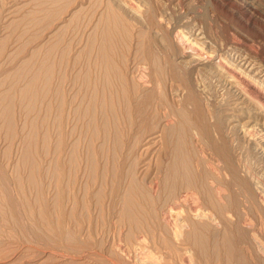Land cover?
Instances as JSON below:
<instances>
[{
    "label": "rangeland",
    "instance_id": "obj_1",
    "mask_svg": "<svg viewBox=\"0 0 264 264\" xmlns=\"http://www.w3.org/2000/svg\"><path fill=\"white\" fill-rule=\"evenodd\" d=\"M129 1L0 0V264H151L152 262L153 264H187V262L189 264H264V225L258 224L246 204H244L246 206L240 204L241 207L232 210L233 219L225 221L217 215L214 222L208 218L209 221H207L206 218L199 217V215H189L186 205H183L179 219L182 218L184 221H182L181 234L177 237L170 232L169 223L157 220L161 219L162 211H166V204L173 201L174 192L176 194L178 191L185 192L188 189V193L191 192L190 188H185L183 184L185 179L193 174H195L194 178H197V183L195 181L192 188L199 190L198 194L202 193L199 196L200 206L206 208L208 192L205 189L207 186L203 183L207 181L208 172L205 171L209 170L208 166L205 167L209 157V148L201 144L202 147L195 145L194 150L192 149V145L196 144L195 141L200 140V138L193 137L195 141H192V116H189L187 111L178 105L179 103H175L176 98L169 90L170 84L164 80L167 78L161 77L165 75L162 70L167 67V57L162 51V45L159 47V43L157 44L156 38L161 37L157 31L168 32L171 29L169 20L175 22L179 16L184 19L183 23L192 19L193 23L190 22L194 24L201 19L200 24L204 21H211L214 26L226 25L225 29L228 28V32L235 31L238 35L239 32L243 33V36L240 35L246 43L252 42L248 39L250 37L245 36L242 30L228 20L224 12L217 11L218 9H215L211 0L151 1L153 6L159 3L158 7H162V10L167 8L164 9L166 12L171 9L173 11L169 13L175 11V14H167L169 19L162 20L163 25L169 26L165 27L166 30L163 26L156 28L160 26L156 19L154 22L149 20L148 7H146L147 9L144 7L148 4H143L146 3L145 0L142 2L140 0ZM154 2L156 3L154 4ZM258 2L264 8V0H258ZM158 7H155L157 13L159 12L157 11ZM177 7L178 9H176ZM192 7L197 10H192ZM144 9L147 11L146 14ZM161 9L160 11H162ZM142 10L143 12H140ZM137 12L145 14L147 17L144 18V15ZM191 13L193 18H190L192 17ZM176 14L178 15L176 16ZM207 14L208 18L205 16ZM169 15H175L172 16L174 20ZM194 17L196 18L194 19ZM253 41L264 50L263 38L257 37ZM164 61L165 65H162ZM105 62L110 66L107 65V67ZM105 71L108 73L106 74ZM115 74L121 75L118 78ZM120 76L123 77L120 78ZM105 78L108 79L106 82ZM48 79L50 83L47 82ZM125 84L130 87L127 88ZM60 96H63V99ZM57 100L63 102L59 101L60 104ZM58 103L60 105H57ZM61 106H63L62 110L57 108ZM135 106L136 108H134ZM166 106H169L171 110ZM157 107L158 109L155 110ZM178 108L182 110L180 111ZM135 111L141 114L138 113V115ZM62 112L63 114H61ZM83 112L86 113L83 114ZM81 114L83 115L81 116ZM164 114L169 115L165 116ZM156 118L159 120H154ZM154 121H156L155 124ZM104 123L111 126L106 124L107 129H105ZM172 123L174 129H172ZM176 123H179L178 126ZM112 124L118 128L115 129ZM175 126L177 127L175 128ZM182 128L183 130H180ZM106 130L108 131L106 132ZM105 132L109 135H107L108 139L104 138L106 137ZM114 132L116 138L112 136L115 135ZM96 134L97 136H95ZM156 134L160 136L158 135L159 138L154 139L153 136ZM169 134L173 137H170ZM118 135H121V138ZM112 140L122 143L120 144L122 147ZM184 140L191 142L186 144ZM159 144L161 146L164 144L163 148ZM101 146L104 148L102 149ZM158 148H161L160 151ZM198 148L206 151L204 152L205 156L199 153ZM192 153L194 157H191ZM245 153L243 157L247 161L244 162H248L247 165L250 164L249 166L252 167H249L250 170L257 173L256 176H259L258 180L264 187V165L258 158L253 157L252 151L248 152L249 155L247 152ZM73 155L74 157H72ZM87 156L90 160L85 159ZM170 158L171 160H169ZM187 158L190 160L188 159V161ZM180 160L181 163H178ZM203 163L205 164L203 165ZM115 164L118 167L114 169ZM157 164H161V167L156 166ZM174 164H178L177 167L180 168ZM89 166L100 171L96 173V170ZM181 166L185 168L181 169ZM156 167L161 169L160 177L168 179L166 180L168 185L165 184L166 187L157 191L159 194L156 193L154 197L151 196L147 184L149 177L155 175L153 173L156 172ZM110 169L112 170L110 171ZM90 171L94 172L90 175L94 179L89 176ZM145 171L149 174H146ZM57 173L59 176H56ZM111 173H115L114 176ZM201 173L203 174L201 175ZM174 174L175 176L177 174L176 179H173ZM101 175L106 179L99 177ZM117 175L122 180L114 195L109 191L112 187L110 185H113L112 182ZM130 178L133 179V183ZM53 179L57 182H54ZM90 180L94 182H90ZM172 180H174L177 190L174 189L175 187H170ZM84 183H86L85 186ZM121 185L127 189L126 191L130 185L133 190L130 192L129 188L131 194H134V188L137 190L132 197L137 195L135 198L139 206L135 208V211L133 209V212L137 214L141 222L146 221L140 223L139 227L131 225L126 219V210L121 209L123 208L121 195H127ZM195 185L196 188H194ZM235 187L238 188L237 185ZM234 188H229L227 199L231 200V197L240 190L238 188L234 192ZM259 190H255L254 193L255 199L258 200L256 202L261 204L264 195ZM95 191L96 194H94ZM100 191L101 193H99ZM204 191L207 195L204 194ZM230 192L234 195L230 196ZM238 193L235 195L236 198ZM118 194L119 196H117ZM140 194L141 198H138ZM147 194H150L148 196L152 198H148ZM160 194L163 195L160 196ZM242 195H239L237 200H245L246 195L245 199H242L244 196ZM100 199L101 201H99ZM95 201L96 203H94ZM112 201L113 203H111ZM146 202L148 203L146 204ZM138 208L140 212H138ZM147 208L151 210V213L147 211L150 213L149 216L146 215L147 213L145 214ZM238 209L240 211L237 212ZM248 220L250 222H247ZM251 221L254 223L251 224ZM144 223H149L148 227H146L147 224L143 226ZM193 232L195 233L193 234ZM140 236H143L144 239L141 242H139ZM187 237L192 238L189 240Z\"/></svg>",
    "mask_w": 264,
    "mask_h": 264
},
{
    "label": "bare ground",
    "instance_id": "obj_2",
    "mask_svg": "<svg viewBox=\"0 0 264 264\" xmlns=\"http://www.w3.org/2000/svg\"><path fill=\"white\" fill-rule=\"evenodd\" d=\"M129 1V0H128ZM142 2V0H140ZM153 0H145L146 3H143L145 5L148 4V6H144L145 9H147L146 7H148L147 11L149 12L147 14V16L149 15V20H151L152 22L155 21L160 25L159 27H156L157 29L160 28L161 26H163L164 28L167 27L165 25L162 24V20L164 19H169L168 18V13L170 11H173V9L169 10L168 12H166L165 8H163V10L160 8V6L158 7L157 3L155 6H153L152 2ZM156 1V0H155ZM159 1V0H158ZM209 1V0H208ZM212 3L214 4V6L216 7L215 9H218L217 11H221L224 12L227 19L232 21L240 30H242L244 32L245 36H248L250 38H248L249 40H251L252 42L250 43H246V41L244 40L243 37H241V32H239V35L237 33H235V31L233 32H228V28L225 29V26H214L211 21L210 22H203L202 20V24L199 23V21L201 20H197L198 23L194 22V24H191V22L193 23V21L189 20V21H185L184 23L182 21H184L183 18H179L177 17V21L172 22V20H169V25L170 26V30L168 32H161L164 30H161L160 32L157 31L158 33H160L159 38H161V40H159V38H156L157 44L162 45V48L165 52V57H167V67H165L166 69L162 70V72L164 71L165 75L161 76V77H165L167 79H164L165 81L167 80L169 82V90H171V92L174 94L176 100L175 103H179L178 105L181 106L182 109H185L187 111V114H189V116H192V126L191 127L193 129V136H192V141H195L194 138H200V140L197 139V141H195L196 144L192 145V149L193 147L196 146H201L202 145H206L209 148V157L207 158L208 160L206 161L207 165H205V167H207L209 170L205 171L208 172L207 174V181L206 183H203V185L205 184V186H207L205 189L208 192V196L206 191H204L206 194L205 197L206 198V203H207V207H202L200 206V197L201 194H198L197 192H200L199 190H195L193 189V184L196 181L197 183V178H194L195 174L188 176L183 184V186L185 188H190V193L189 189L188 191L182 192V191H178L176 194L174 192L173 196L174 199L171 203H167L166 205V211H162L163 213L161 214V219H157V220H163L165 221V223H169L170 226V232L175 236H179L181 234V226H182V221H184V219H179V215L182 211V206L186 205L187 211L189 212V215H199V217L202 218H208L210 220H212L211 222H214L213 220L217 217V215L221 216V218H223L225 221H229L230 219H233V215L232 214V210L237 209L239 207H241L242 205L246 204L248 208H250V213L252 212L254 214V218L258 221V224H261L262 226L264 225V198L261 202V204L257 203L255 199V190H259V192H262L264 195V187L260 184V181L258 180L259 176L257 177L255 172L253 170H250L249 165H247L246 163L248 162H244L247 161L244 160V153L245 152H251L254 154V158L256 157V159L258 158V160L261 161V163L264 165V50L263 47L261 48L260 46L256 45L255 43H253V39H256L257 37H261L264 39V8L262 7V5H260V3L258 2V0H211ZM111 2V0H110ZM131 2V1H129ZM144 2V1H143ZM168 2V1H167ZM177 2V1H176ZM175 2V3H176ZM121 3V2H120ZM156 2H154L155 4ZM180 3V2H179ZM211 3V4H212ZM111 4V3H110ZM122 4V3H121ZM124 4V3H123ZM129 4V3H128ZM162 4V3H161ZM141 5V4H140ZM173 5V4H172ZM142 6V5H141ZM157 11H159L158 13L156 12V8ZM169 6V5H167ZM213 6V5H212ZM211 6V7H212ZM264 6V5H263ZM126 7V6H125ZM175 7V6H174ZM180 7V6H179ZM199 7V6H198ZM204 7V6H203ZM110 8V7H109ZM128 8V7H127ZM133 8V7H132ZM137 8V7H136ZM188 8V6H187ZM194 7H192V10H197V9H193ZM126 9V8H125ZM131 9V8H130ZM144 12L146 14L147 11ZM160 9L162 11H160ZM165 9V10H164ZM178 9V7L176 8ZM139 10V9H136ZM180 10V9H179ZM191 10V9H190ZM191 10V11H192ZM115 11V9H114ZM126 11V10H125ZM129 10L127 9V12ZM134 11V10H132ZM184 11V10H182ZM140 12H143L140 11ZM175 12V11H174ZM169 13V14H173ZM177 12L179 13L180 11L177 10ZM190 12V11H189ZM196 12V11H195ZM133 13V12H132ZM139 13V12H137ZM199 13V12H198ZM203 13L205 14V12L203 11ZM140 14V13H139ZM138 14V15H139ZM145 14H140V15H144V18H146L147 16ZM175 14V13H174ZM182 15V13H179ZM185 14V13H183ZM194 14V13H193ZM115 15V14H114ZM135 15V14H133ZM178 14H176L177 16ZM187 15V14H186ZM146 16V17H145ZM170 16V15H169ZM172 16L175 15H171L170 17L173 18ZM192 16V13L191 15ZM190 16H187L188 18ZM208 18V14L205 15ZM216 16V15H215ZM112 17V16H109ZM201 17V16H200ZM211 17V15H210ZM209 17V18H210ZM213 17V15H212ZM217 17V16H216ZM114 18V17H113ZM121 18V17H120ZM185 18V17H184ZM190 18H193L190 17ZM196 17H194L195 19ZM111 19V18H110ZM180 19H183L180 21ZM211 19V18H210ZM148 20V19H147ZM174 20V18H173ZM188 20V19H186ZM218 20V19H217ZM140 21V18H139ZM138 21V22H139ZM191 21V22H190ZM212 21H214L212 19ZM123 22V21H121ZM166 22V20H165ZM172 22V23H171ZM124 23V22H123ZM155 23V24H157ZM196 23V24H195ZM218 23V22H216ZM226 23V22H225ZM151 24V23H150ZM168 24V23H165ZM198 24V25H197ZM219 24V23H218ZM143 25V24H141ZM145 25V24H144ZM217 25V24H215ZM220 25H222L220 23ZM234 25V26H235ZM146 26V25H145ZM155 26V25H154ZM158 26V25H156ZM144 27V26H143ZM153 27V25H152ZM169 27V26H168ZM154 28V27H153ZM156 29V30H157ZM166 30V28H165ZM227 30V31H226ZM237 30V29H236ZM155 31V30H153ZM156 32V31H155ZM238 32V31H236ZM241 34V35H240ZM159 35V34H158ZM156 36V35H155ZM243 36V35H242ZM90 45H92L91 43H89ZM88 47V46H87ZM161 48V49H162ZM90 49V48H89ZM105 50V49H104ZM101 50V51H104ZM151 51V50H150ZM90 52V51H89ZM88 52V53H89ZM92 52V51H91ZM87 53V52H86ZM102 54V53H101ZM164 54V53H163ZM91 55V54H90ZM107 55V54H106ZM101 57H103L102 55H100ZM108 56V55H107ZM163 56V55H162ZM162 61L164 60L163 57ZM100 57V58H101ZM105 57V55H104ZM107 58V57H106ZM105 59V58H104ZM106 60V59H105ZM108 60V58H107ZM158 60V59H157ZM108 62V61H106ZM105 62V63H106ZM159 62V61H158ZM104 63V64H105ZM165 61L163 62L162 65L164 64ZM100 64V63H98ZM96 64V65H98ZM110 66L109 64L106 63V66ZM93 66H95V64H93ZM107 66V67H108ZM160 66V65H159ZM101 67V65H100ZM106 67V68H107ZM105 68V70H107ZM113 68V65H112ZM49 69V68H48ZM48 69H46L48 71ZM96 69V66H95ZM114 69V68H113ZM51 70V69H49ZM112 70V69H111ZM120 71V69H118ZM52 71V70H51ZM91 71V70H90ZM159 71H161L159 69ZM44 72V71H43ZM50 72V71H48ZM92 72V71H91ZM90 72V73H91ZM97 72V71H96ZM111 72V71H110ZM116 72L118 73L117 69ZM121 72V71H120ZM95 73V71H94ZM105 73L107 74L108 71H105ZM114 73V71H113ZM112 73V74H113ZM45 74V72H44ZM48 74V73H46ZM49 75V74H48ZM117 75V74H115ZM114 75V77H116ZM118 74V78H119ZM142 75V74H140ZM45 76V75H44ZM50 76V75H49ZM48 76V77H49ZM52 76V75H51ZM97 76V75H96ZM105 76V75H104ZM145 76V75H144ZM123 76H120V78H122ZM109 78V77H108ZM126 78V77H125ZM124 78V79H125ZM147 78V77H146ZM35 80V78H34ZM52 80V77H51ZM97 80V79H95ZM108 80V79H107ZM105 78V82L107 81ZM121 80V79H120ZM123 80V79H122ZM126 80V79H125ZM145 80V79H144ZM127 81V80H126ZM125 81V82H126ZM160 81V80H159ZM158 81V82H159ZM49 82V79L48 81ZM124 82V83H125ZM164 83V81H161ZM50 83V82H49ZM109 83V81L107 82V84ZM127 83V82H126ZM145 83V82H144ZM167 83V82H166ZM97 85V84H96ZM126 85V84H125ZM50 86V85H49ZM127 86V85H126ZM164 86V85H163ZM130 86H127V88H129ZM110 88V87H109ZM108 88V90H109ZM130 90V89H129ZM111 92V91H110ZM109 92V94H110ZM132 92V90H131ZM168 93V92H167ZM92 94V93H91ZM170 95V94H169ZM91 96V95H90ZM61 97V96H60ZM63 97V96H62ZM61 97V98H62ZM147 97V96H146ZM150 97V96H149ZM170 97V96H169ZM151 98V97H150ZM149 98V99H150ZM63 99V98H62ZM133 99V98H132ZM147 99V98H146ZM172 99V98H171ZM65 100V99H64ZM163 100V99H161ZM58 101V100H57ZM61 103L63 102L62 100ZM58 101V102H59ZM132 101V100H131ZM130 101V102H131ZM147 101V100H146ZM151 101V100H150ZM149 101V102H150ZM163 102H165L163 100ZM60 103V102H59ZM57 105H60V104ZM66 103V102H65ZM168 103V102H167ZM172 103V102H170ZM161 104V103H160ZM163 104V103H162ZM166 104V103H165ZM133 105V104H131ZM164 105V104H163ZM168 105V104H167ZM172 105V104H171ZM176 105V104H175ZM54 107V106H53ZM62 107H57L59 109L62 110ZM130 107V106H129ZM132 107V106H131ZM150 107V106H149ZM165 107V106H164ZM168 107V109L171 110V108H169V106H166V108ZM174 107V106H173ZM51 108V105H50ZM65 108V107H64ZM136 108V106L134 107ZM163 108V107H162ZM6 109V108H5ZM9 109V108H8ZM58 109V110H59ZM130 109V108H129ZM158 107L155 109L157 110ZM167 109V110H168ZM180 108H178V110H182ZM140 110V108H139ZM177 110V111H178ZM184 110V111H185ZM143 111V110H142ZM174 111V110H173ZM176 111V110H175ZM183 111V112H184ZM3 112V111H2ZM61 112V111H59ZM116 112V111H115ZM113 112V113H115ZM136 112V111H135ZM166 112V111H165ZM172 112V111H171ZM6 113V112H5ZM8 113V111H7ZM86 113V112H85ZM83 112V114H85ZM137 113V112H136ZM140 113V112H138ZM137 113V114H138ZM143 113V112H142ZM180 113V112H178ZM60 114V113H59ZM63 114V112L61 113ZM60 114V115H61ZM81 114V116L83 115ZM118 114V113H117ZM134 114V113H133ZM141 114V113H140ZM156 114V113H154ZM153 114V115H154ZM158 114V112H157ZM167 114V113H166ZM173 114V112H172ZM182 114V113H180ZM186 114V115H187ZM57 115V114H56ZM111 115V114H110ZM139 115V114H138ZM165 115V114H164ZM169 115V114H168ZM165 115V116H168ZM175 115V114H174ZM183 115V114H182ZM79 116V117H81ZM113 116V115H112ZM142 116V115H141ZM151 116V115H150ZM180 116V115H179ZM184 116V115H183ZM158 117V116H156ZM57 118V117H55ZM112 118V117H111ZM114 118V117H113ZM183 118V117H182ZM185 118V117H184ZM61 119V118H60ZM63 119V118H62ZM110 119V118H108ZM108 119H106L108 121ZM120 119V118H119ZM157 119L159 120V118H156L154 120L157 121ZM187 119V118H186ZM162 120V119H161ZM177 120V119H176ZM182 120V119H181ZM188 120V119H187ZM185 120V121H187ZM105 121V122H107ZM111 121H113V119H111ZM142 121V120H141ZM147 121V119H146ZM154 121V124L155 122ZM172 121V120H171ZM178 121V120H177ZM190 121V120H189ZM93 122V121H91ZM109 122V121H108ZM115 122V121H114ZM151 122V121H150ZM160 123V121H158ZM174 122V121H173ZM63 123V122H62ZM111 123V122H110ZM139 123V122H137ZM184 123V122H183ZM187 123V122H186ZM105 124V129L106 128V124L108 123H104ZM115 124V123H114ZM114 124H112V126H115ZM118 124V123H117ZM116 124V125H117ZM173 124V123H172ZM177 126L179 123H176ZM189 123V125H191ZM62 125V124H61ZM164 125V124H163ZM188 125V124H187ZM91 126V125H90ZM107 126H111V125H107ZM120 126V125H119ZM175 126V128L177 127ZM132 127V126H131ZM164 127V126H162ZM166 127V126H165ZM182 127V126H180ZM188 127V126H187ZM93 128V127H92ZM113 128V127H112ZM118 128V127H117ZM115 126V129H117ZM148 128V127H146ZM120 129V128H119ZM118 129V130H119ZM139 129V128H137ZM161 129V128H160ZM163 129V128H162ZM161 129V130H162ZM172 129H174V124L172 125ZM103 130V129H102ZM151 130V129H150ZM164 130V129H163ZM166 130V129H165ZM178 130V129H177ZM180 130H183L180 129ZM188 130V128H187ZM190 130V129H189ZM108 130H106L107 132ZM137 131V130H136ZM139 131V130H138ZM143 131V130H142ZM140 131V132H142ZM152 131V130H151ZM167 131V130H166ZM171 131V130H169ZM98 132V131H97ZM101 132V131H100ZM105 132V136L104 138H107V135ZM111 132V131H110ZM145 132V131H144ZM161 132V131H160ZM173 132V131H171ZM188 132V131H187ZM104 133V132H103ZM119 133V132H118ZM117 133V134H118ZM137 133V132H136ZM149 133V132H148ZM162 133V132H161ZM159 133V134H161ZM167 133V132H165ZM180 133V132H179ZM183 135L184 133L181 132ZM93 134V133H92ZM115 134V132H114ZM141 134V133H140ZM143 134V133H142ZM145 134V133H144ZM147 134V133H146ZM156 134L155 136H153L154 139L159 138L158 135ZM174 134V133H172ZM101 135V134H100ZM136 135V134H135ZM138 135V134H137ZM171 134H169L170 136ZM94 136V135H93ZM97 136V134L95 135ZM94 136V137H95ZM109 136V135H108ZM113 137L116 136L112 135ZM125 136V135H124ZM144 136V135H143ZM160 136V135H159ZM190 136V135H189ZM102 137V138H103ZM119 138H121V135H118ZM139 137V135H138ZM137 137V138H138ZM173 137V136H170ZM194 137V138H193ZM92 138V137H91ZM100 138V137H99ZM103 138V139H104ZM111 138V137H110ZM116 138V137H115ZM108 139V138H107ZM107 139H105V141H108ZM127 139V138H126ZM184 139V138H183ZM183 139H180L181 141H183ZM98 140V139H97ZM96 140V141H97ZM101 140V139H100ZM128 140V139H127ZM137 140V139H136ZM140 140V139H139ZM163 140V139H162ZM161 140V141H162ZM166 140V139H165ZM164 140V142H166ZM168 140V139H167ZM177 140V139H175ZM115 141V140H112ZM111 141V143H112ZM123 141V140H122ZM159 141V140H158ZM185 141V140H184ZM103 143V141H101ZM116 142V141H115ZM140 142V141H139ZM152 142V141H151ZM163 142V143H164ZM171 142V141H170ZM177 142V141H176ZM186 142V141H185ZM191 142V141H189ZM189 142H186L189 143ZM82 143V142H80ZM90 143V142H89ZM93 143V142H92ZM117 144L120 142H116ZM115 143V145H116ZM131 143V142H129ZM136 143V142H135ZM194 143V142H193ZM113 144V143H112ZM127 144V143H126ZM153 144H155L153 142ZM158 144V143H157ZM202 144V145H201ZM93 145V144H90ZM89 145V146H90ZM102 145V144H101ZM107 145V144H106ZM118 145V146H119ZM128 145V144H127ZM160 145V144H159ZM173 145V143H172ZM181 145V144H180ZM103 146V145H102ZM101 146V147H102ZM126 146V145H124ZM134 146V145H132ZM142 146V145H141ZM158 146V145H157ZM164 146V144L162 145ZM160 145V147H162ZM169 146V145H168ZM191 146V144H190ZM94 147V146H93ZM119 147H122L121 145ZM128 148V146H126ZM179 147V146H178ZM91 148V147H90ZM89 148V149H90ZM104 147H102L103 149ZM163 148V147H162ZM170 148V147H168ZM172 148V147H171ZM191 148V147H190ZM188 148V149H190ZM114 149V148H113ZM116 149V148H115ZM136 149V148H135ZM154 149V148H153ZM161 149V148H160ZM160 149L158 148V151H160ZM178 149V148H177ZM94 150V149H93ZM146 150V149H145ZM168 150V149H167ZM173 150H175L173 148ZM194 150V149H193ZM192 150V151H193ZM199 153L204 155V152L202 148H198ZM151 151V150H150ZM156 151V150H155ZM157 151V152H158ZM165 151V150H164ZM163 151V152H164ZM191 151V150H190ZM119 152V151H118ZM131 152V151H130ZM129 152V153H130ZM161 152V153H163ZM166 152V151H165ZM92 153V152H91ZM104 153V152H103ZM146 153V152H145ZM181 153V150H180ZM186 153V152H184ZM189 153V152H187ZM194 153V152H193ZM192 153L191 157H194ZM95 154V153H94ZM120 154V153H119ZM158 154V153H157ZM246 154V153H245ZM92 155V154H91ZM124 155V154H122ZM142 155V154H141ZM155 155V154H154ZM164 155V153H163ZM166 155V154H165ZM168 155V154H167ZM173 155V154H172ZM174 155H176L174 153ZM191 155V154H189ZM188 155V156H189ZM207 155V153H206ZM249 155V153L247 154ZM251 155V154H250ZM126 156V155H125ZM182 156V155H181ZM184 156V155H183ZM187 156V154H186ZM246 156V155H245ZM74 157V155L72 156ZM93 157V156H92ZM108 157V156H107ZM160 157V156H159ZM163 157V156H162ZM168 157V156H167ZM173 157V156H172ZM171 157V158H172ZM248 156H246L247 158ZM125 158V157H124ZM171 158L169 160H171ZM176 158V157H175ZM183 158V157H182ZM182 158H178V159H182ZM249 158V157H248ZM82 159V158H80ZM85 159H89L88 156ZM108 159V158H107ZM161 159V157H160ZM173 159V158H172ZM190 160V158H187V160ZM250 159V158H249ZM74 160V158H73ZM72 160V161H73ZM93 160V159H91ZM124 160V159H123ZM144 160V159H143ZM167 160V159H166ZM168 160V161H169ZM174 160V159H173ZM183 160V159H182ZM188 160V161H189ZM192 160V159H191ZM204 160V159H202ZM201 160V161H202ZM255 160V159H254ZM253 160V161H254ZM51 161V160H50ZM179 161V160H177ZM185 161V160H184ZM195 161V160H194ZM200 161V162H201ZM259 161V163H260ZM75 162V161H74ZM97 162V161H96ZM108 162V161H107ZM160 162V161H159ZM183 162V161H182ZM186 162V161H185ZM203 162V161H202ZM256 162V161H255ZM91 163V162H89ZM93 163V161H92ZM113 163V162H111ZM110 163V164H111ZM115 163V162H114ZM124 163V162H122ZM156 163V162H155ZM173 163V162H171ZM170 163V164H171ZM176 163V161H175ZM181 163V160L180 162ZM250 163V162H249ZM260 163V164H261ZM36 164V163H35ZM53 164V163H52ZM76 164V163H75ZM99 164V163H98ZM167 164V163H165ZM169 164V165H170ZM185 164V163H184ZM183 164V165H184ZM191 164V163H190ZM194 164V163H193ZM202 165V163H199ZM205 163H203L204 165ZM59 165V164H58ZM86 165V164H85ZM91 165V164H90ZM95 165V164H94ZM113 165V164H111ZM121 165V164H120ZM136 165V163H135ZM148 165V164H146ZM161 164H157L156 166H160ZM166 165V166H169ZM175 165V164H174ZM171 165V166H174ZM178 165V164H177ZM177 165H175L177 167ZM192 165V164H191ZM51 166V165H50ZM53 166V165H52ZM57 166V165H56ZM93 166V164H92ZM89 166V167H92ZM96 166V165H95ZM149 166V165H148ZM174 166V167H175ZM180 166V165H179ZM80 167V166H79ZM87 167V166H86ZM88 167V168H89ZM97 167V166H96ZM103 167V165H102ZM112 167V166H111ZM110 167V168H111ZM118 167L117 164H115L114 169ZM152 167V166H151ZM170 167V166H169ZM182 167V166H181ZM194 167V166H193ZM204 167V168H205ZM254 167V166H253ZM33 168H37V167H33ZM52 168V167H51ZM87 168V170H88ZM100 168V167H98ZM97 168V169H98ZM120 168V167H119ZM117 168V169H119ZM135 168V167H133ZM144 168V167H143ZM142 168V169H143ZM157 170L156 172H154L153 174L155 175H151L149 177V181H148V189L150 190V194L151 196H156L157 191H160L164 186L166 187L165 184L166 179H162L160 177L161 169H159L158 167H156ZM155 168V169H156ZM168 168V167H167ZM172 169V167H170ZM180 168V167H177ZM185 168V167H184ZM183 167L181 169H184ZM190 168V167H188ZM252 168V167H251ZM50 169V168H49ZM56 169V168H55ZM81 169V168H80ZM92 169H94V167H92ZM105 169V168H104ZM124 169V168H123ZM146 169H149L146 167ZM145 169V170H146ZM153 169V168H152ZM187 169V168H186ZM85 170V169H84ZM96 170V169H94ZM103 170V169H102ZM112 169H110L111 171ZM125 170V169H124ZM133 170V169H132ZM137 170V169H136ZM141 170V169H140ZM144 170V169H143ZM142 170V171H143ZM165 170V167H164ZM173 170H175L173 168ZM201 170V169H200ZM207 170V169H205ZM50 171V170H48ZM47 171V172H48ZM61 171V170H60ZM100 171V170H98ZM96 170V173L98 172ZM109 171V172H110ZM123 171V170H122ZM126 171V170H125ZM135 171V170H134ZM151 171V170H150ZM182 171V170H181ZM189 171V170H188ZM203 171V170H202ZM260 171V170H258ZM33 172V171H32ZM52 172V171H51ZM84 172V171H83ZM91 172V171H90ZM114 172V171H112ZM120 172V171H119ZM124 172V171H123ZM122 172V173H123ZM180 172V171H179ZM187 172V170H186ZM50 173V172H48ZM63 173V172H62ZM82 173V172H81ZM87 173V172H85ZM94 172L92 171L89 176L91 174H93ZM121 173V174H122ZM131 173V172H129ZM144 173V171H143ZM145 173L149 174V172ZM189 174L191 172H188ZM186 173V174H188ZM55 174V173H54ZM66 174V173H64ZM84 174V173H83ZM107 174V173H106ZM112 174V173H111ZM110 174V175H111ZM115 174V173H114ZM114 174H112L114 176ZM121 174H118L121 176ZM192 174V173H191ZM203 173H201L202 175ZM53 175V174H52ZM58 175V173L56 174V176ZM82 175V174H81ZM95 175V174H94ZM104 175V174H103ZM111 175V176H112ZM114 177L113 180V185H110L108 183V185L112 186L109 191L112 192V194L117 193V188L118 186H120L121 184V177ZM124 175V174H122ZM129 175V174H128ZM59 176V175H58ZM61 176V175H60ZM74 176V175H73ZM87 176V175H86ZM96 176V175H95ZM149 176V175H148ZM177 176V174H176ZM174 174V178L176 179ZM82 177V176H81ZM91 179L93 178L92 176H90ZM99 177H103L102 175ZM165 177V175H164ZM172 177V176H171ZM56 178V177H55ZM80 178V177H79ZM85 178V177H84ZM87 178V177H86ZM106 179V177H103ZM112 178V177H110ZM148 178V177H147ZM94 179V178H93ZM99 179V178H98ZM132 179V178H130ZM97 180V179H96ZM111 180V179H109ZM127 180V178H126ZM200 180V179H199ZM54 181V179H53ZM56 181V180H55ZM54 181V182H55ZM72 181V179H71ZM93 180H90V182ZM99 181V180H97ZM96 181V183H97ZM101 181H103V179L101 178ZM135 181V180H134ZM139 181V180H137ZM171 181V180H170ZM174 180H172V182L170 183V187H175V182H173ZM180 181V180H179ZM178 181V182H179ZM183 181V180H182ZM203 181V180H200ZM57 182V181H56ZM86 182V181H85ZM90 182H86V183H90ZM94 182V181H93ZM105 182V181H104ZM110 182V181H109ZM145 182V181H143ZM142 182V184H143ZM237 185L238 188L240 189V193H238V197L239 195L241 196L243 193V197L242 199L245 197L246 195V199L239 201L237 200L238 197L236 198V194H232V192H230V196L234 195L231 197L230 199H227V195L229 192V188L233 189L235 186ZM86 183H84V186L86 185ZM100 183V182H98ZM111 183V182H110ZM111 183V184H112ZM131 183H133V179L131 181ZM138 183V182H136ZM180 183V182H179ZM195 183V184H196ZM102 184V183H100ZM104 184V183H103ZM141 184V185H142ZM207 184V185H206ZM92 185V184H91ZM94 185V184H93ZM107 185V187H108ZM125 185V184H123ZM131 185V184H130ZM129 185V188H130ZM135 185V184H134ZM168 185V184H167ZM178 185V184H177ZM197 185V184H196ZM196 185L194 186V188H196ZM199 185V184H198ZM233 187H232V186ZM89 186V185H87ZM122 186V185H121ZM231 186V187H230ZM106 187V185H105ZM136 187V186H135ZM139 187V186H138ZM144 187V184H143ZM146 187V186H145ZM164 187V188H165ZM201 187V186H199ZM100 188V187H98ZM102 189H104L103 187H101ZM100 188V189H101ZM121 188V187H120ZM128 191H126L127 189H124L122 186V190L124 189L127 193L126 196L121 195L122 198V205L123 208L121 209H125L126 210V215H127V221H129V223L131 225H133L134 227H139L140 223L142 222H146V221H140L139 217L137 216V214H135L133 212V209L135 211V208L139 206L136 198L137 195L133 198L132 195L135 194V192H137V190H135L136 188H134V194L129 193V189ZM177 187H175L174 189H176ZM238 188H234V192H236V189ZM86 189V188H85ZM99 189V190H100ZM180 189V188H179ZM200 189V188H199ZM98 190V189H96ZM177 190V189H176ZM175 190V191H176ZM187 190V189H186ZM87 191V190H84ZM119 191V190H118ZM133 191L132 189L130 190V192ZM169 191V189H168ZM196 191V192H195ZM89 192V191H88ZM98 192V191H97ZM202 192V191H201ZM87 193V192H86ZM101 193V191L99 192ZM99 193H97L99 195ZM124 193V191H123ZM148 193V192H147ZM170 193V192H169ZM59 194V193H58ZM96 194V191L95 193ZM142 194V193H141ZM141 194L138 196V198H141ZM150 194H147L150 195ZM159 193H157L158 195ZM60 195V194H59ZM82 195V194H81ZM103 195L105 196V193L103 192ZM115 195V194H114ZM163 194H160V196ZM94 196V195H93ZM119 196V194L117 195ZM123 196V197H122ZM81 197V196H80ZM82 197H84L82 195ZM95 197V196H94ZM97 197V196H96ZM101 199L102 196H100ZM167 197V196H166ZM164 197V198H166ZM98 198V197H97ZM112 198V197H111ZM148 198H152L149 197ZM169 198V197H167ZM203 200L204 198L201 197ZM81 199V198H80ZM85 199V198H84ZM101 199L99 201H101ZM98 200V199H97ZM104 200V199H103ZM117 200V199H115ZM172 200V199H171ZM234 200V201H233ZM261 200V199H260ZM74 202V200H72ZM88 201V200H87ZM258 201V200H257ZM144 202V200H143ZM241 202V203H240ZM260 202V201H259ZM76 203V201L74 202ZM96 203V201L94 202ZM113 203V201L111 202ZM116 203V202H115ZM148 202H146L147 204ZM79 204V203H78ZM83 204V203H82ZM81 204V205H82ZM103 204V202H102ZM107 204V203H106ZM241 204V206H240ZM117 205V204H116ZM244 205V206H246ZM88 206V205H87ZM86 206V207H87ZM96 206V205H93ZM109 206V205H108ZM115 206V205H114ZM141 206V205H140ZM84 207V206H83ZM84 207V208H86ZM119 207V206H118ZM142 207V206H141ZM146 207V205H145ZM246 207V208H247ZM107 208V207H106ZM143 208V207H142ZM149 208V207H148ZM147 210L145 211V214L148 215L151 213V210ZM247 208V209H248ZM109 209V208H108ZM111 209V206H110ZM151 209V208H149ZM241 209V208H240ZM243 209V207H242ZM245 209V208H244ZM112 210V209H111ZM246 210V209H245ZM116 211V210H115ZM147 211H150L147 212ZM237 212L240 211L239 209L236 210ZM138 212L139 208H138ZM237 212H235L237 214ZM244 212V211H243ZM242 212V213H243ZM246 212V211H245ZM117 213V212H116ZM153 213V211H152ZM249 213V212H246ZM123 214V213H122ZM183 214V213H182ZM235 214V216H236ZM240 214V212H239ZM245 214V213H243ZM186 215V214H185ZM241 215V214H240ZM248 215V214H247ZM120 216V215H119ZM118 216V217H119ZM123 216H125V214H123ZM149 216V215H148ZM147 216V217H148ZM155 216H157L155 214ZM160 216V215H159ZM188 216V215H187ZM191 216V217H192ZM250 216V215H248ZM126 217V216H125ZM146 217V218H147ZM247 217V216H246ZM123 218V217H122ZM121 218V220H123ZM157 218V217H156ZM194 218V217H193ZM239 219H241L240 217H238ZM120 219V218H117ZM188 219V218H187ZM207 219V221H209ZM247 219V218H246ZM218 220V219H217ZM236 220V219H235ZM251 220V219H249ZM247 222H250V221ZM253 220V219H252ZM120 222V220H118ZM156 221V220H155ZM191 221H193L191 219ZM239 221V220H238ZM246 221V220H245ZM244 221V222H245ZM256 221V222H257ZM126 222V221H125ZM149 222V221H148ZM243 222V221H242ZM253 221H251L252 224ZM192 223V222H191ZM207 223V222H206ZM254 223V222H253ZM147 224L144 223L142 224L143 226ZM155 224V223H153ZM158 224V223H157ZM250 224V223H249ZM149 223L147 224L146 227H148ZM260 225V226H261ZM158 226V225H157ZM166 226V225H165ZM259 226V225H258ZM160 228V227H159ZM154 232V231H153ZM183 232V231H182ZM198 232V231H197ZM160 233V232H159ZM191 233V232H190ZM195 232H193L194 234ZM143 234V233H142ZM188 234V233H187ZM189 235V234H188ZM192 235V234H191ZM197 236H200L198 234H195ZM195 235H193L195 237ZM139 236V235H138ZM137 236V237H138ZM141 237V236H140ZM158 237V236H157ZM202 237V236H201ZM189 239V237H187ZM192 238V237H191ZM190 238V239H191ZM197 238V237H196ZM199 238V237H198ZM189 239V240H190ZM194 239V238H193ZM143 236L141 238H139V242L143 241ZM187 240V239H186ZM199 240V239H198ZM197 240V241H198ZM195 241V240H193ZM200 242V241H199ZM233 242V241H232ZM203 243V242H202ZM230 243V242H228ZM201 244V242H200ZM202 246V244H201ZM231 248V247H230ZM154 255V254H153ZM151 255V256H153ZM161 255V254H160ZM163 255V254H162ZM193 255V254H191ZM141 256V255H140ZM150 256V257H151ZM188 256V255H187ZM184 256V257H187ZM161 257V256H159ZM183 257V256H182ZM191 257V256H188ZM120 258V257H119ZM122 258V257H121ZM120 258V259H121ZM126 258V257H125ZM154 258V257H153ZM156 258V257H155ZM128 259V258H126ZM147 259V258H146ZM163 259V257H162ZM184 259V258H182ZM186 259V258H185ZM142 260V259H141ZM188 260V259H187ZM116 261V260H115ZM115 261H113L115 263ZM131 261V260H130ZM184 261V260H183ZM126 262V261H125ZM142 262V261H140ZM152 262V261H149ZM182 262V261H181ZM136 263V262H135ZM139 263V262H138ZM147 263V261H146ZM186 263V261H185ZM97 264V263H96ZM113 264V263H112ZM118 264V263H117ZM123 264V263H122ZM142 264V263H140ZM153 264V262L151 263ZM187 264H189L187 262ZM196 264V263H195ZM199 264V263H197Z\"/></svg>",
    "mask_w": 264,
    "mask_h": 264
}]
</instances>
